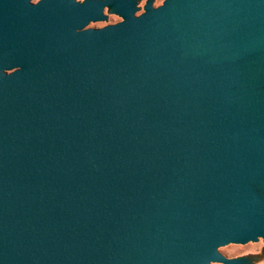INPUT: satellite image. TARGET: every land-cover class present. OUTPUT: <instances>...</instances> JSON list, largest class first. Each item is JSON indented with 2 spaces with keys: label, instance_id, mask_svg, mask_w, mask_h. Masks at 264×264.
Instances as JSON below:
<instances>
[{
  "label": "water",
  "instance_id": "water-1",
  "mask_svg": "<svg viewBox=\"0 0 264 264\" xmlns=\"http://www.w3.org/2000/svg\"><path fill=\"white\" fill-rule=\"evenodd\" d=\"M138 1L0 0V264L264 239V0Z\"/></svg>",
  "mask_w": 264,
  "mask_h": 264
},
{
  "label": "rangeland",
  "instance_id": "rangeland-1",
  "mask_svg": "<svg viewBox=\"0 0 264 264\" xmlns=\"http://www.w3.org/2000/svg\"><path fill=\"white\" fill-rule=\"evenodd\" d=\"M33 2H36L38 0H32ZM77 1H83V0H77ZM147 0H139L138 1V7H139V10L136 12V14H140L141 12H143V9H144V5L146 3ZM153 1V5L154 6H158L160 4L163 3L164 0H152ZM107 16V18L105 20H102V21H97V22H91L88 24V27H102V26H105L107 24H113V23H116L118 21H120L122 18L115 14V13H111L109 12L108 9H105V12H104ZM260 240V239H259ZM259 240L257 242H248L249 244H259ZM263 241V245H262V248L264 247V239L262 238L261 239ZM248 243H245V244H240V243H229V244H226V245H223V246H220L219 247V251L226 257L228 258H236V257H242L244 256L243 255V248L246 244ZM262 252L264 253L263 249H261ZM252 260H256L255 258H253ZM213 264H219V263H213Z\"/></svg>",
  "mask_w": 264,
  "mask_h": 264
},
{
  "label": "bare ground",
  "instance_id": "bare-ground-1",
  "mask_svg": "<svg viewBox=\"0 0 264 264\" xmlns=\"http://www.w3.org/2000/svg\"><path fill=\"white\" fill-rule=\"evenodd\" d=\"M259 239H258L259 244H249L247 242L248 244H246L244 246V248L242 250L243 251L242 253L244 256H242V257H245L249 260L246 264H264V253L261 250V249H263V251H264V247L262 248L263 241L261 240L262 238H259ZM257 241H252V242H257ZM249 242H251V241H249ZM253 258H255L256 260L255 261L252 260Z\"/></svg>",
  "mask_w": 264,
  "mask_h": 264
}]
</instances>
